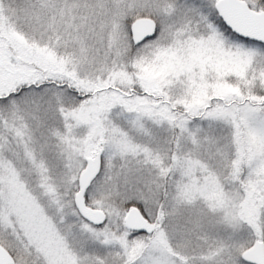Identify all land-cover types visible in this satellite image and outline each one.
<instances>
[{"label": "snow or ice", "instance_id": "obj_1", "mask_svg": "<svg viewBox=\"0 0 264 264\" xmlns=\"http://www.w3.org/2000/svg\"><path fill=\"white\" fill-rule=\"evenodd\" d=\"M0 264H264V0H0Z\"/></svg>", "mask_w": 264, "mask_h": 264}]
</instances>
